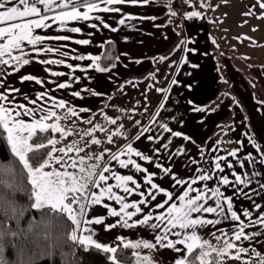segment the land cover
<instances>
[{
  "label": "snow or ice",
  "instance_id": "obj_1",
  "mask_svg": "<svg viewBox=\"0 0 264 264\" xmlns=\"http://www.w3.org/2000/svg\"><path fill=\"white\" fill-rule=\"evenodd\" d=\"M174 2L176 8L182 10L173 9L169 13L171 16L179 15L187 20L206 18L199 11L185 8L186 0ZM151 4L154 0H0V147L8 153L7 160L0 158V264H37L41 255L55 254L54 250L69 241L72 247L79 245L85 251L94 247L105 254H117L112 257L113 264H129L125 250L141 246L176 253L177 256L168 264H224L222 258L230 252L231 258L242 260V264H264V251L258 250L264 249L261 243L264 241V231L261 230L264 229V205L254 199L264 196V137L260 138L261 143L249 138L252 148L259 153V159L253 152L244 153L247 145L237 140L238 148L228 151L227 156L212 155L218 148H209L208 155L212 156L210 171L197 168V174L181 178L179 172L173 171L175 162H179L180 170L192 172L191 166L198 161L190 156V147L185 143L176 144L175 140L196 147L201 157L205 155V149L190 135L178 130L182 117L178 119L174 113L170 115L176 127L164 118L171 113V108L163 103L169 100L167 93L170 89L154 82L146 86L145 92L147 87H151L161 94L155 101L159 107L149 116L147 123L139 118L127 121L135 126L134 133L122 131L125 124H118L119 115L110 116L106 112L115 106L105 104L99 110L100 115L107 124L116 126V131L89 116L84 122L90 127L84 130L79 142L68 145L67 149L57 148L70 131L61 126L62 119L93 110L74 107L71 101L57 98L52 93L71 90L73 98L84 99L82 92L102 98L103 92L86 86L74 90V85L91 78L89 70L97 74L113 73L118 69L121 57L129 54H114L106 50V46L115 48L112 39L94 43L93 37L103 30L118 33L121 27L135 31L138 30L137 23L155 21V16H137L124 12L122 7ZM204 6L209 10L216 7L207 2ZM259 9L264 10V0ZM249 15L250 12L245 13L246 17ZM113 23L117 26L114 27ZM37 30L45 34H38ZM77 35L82 38H77ZM124 39L127 41L128 37ZM72 45L98 47L103 51L100 54L85 53ZM191 51L189 49V53ZM31 53L36 57H57L38 61L55 79L21 75L18 77L21 84L34 82L43 88L41 91L33 85L31 91L22 92L9 77L30 66L34 59ZM160 59L167 60L168 57ZM85 61L90 63H80ZM134 62L141 61L136 59ZM49 66L68 71L54 70ZM123 66L127 68V64ZM76 72L84 75H74ZM65 76L69 77L68 81H59L58 78ZM127 83L135 84L132 80ZM176 83L172 81V84ZM48 84L54 87L49 88ZM141 96L143 99L145 93ZM188 104H193V101L189 100ZM57 109H66L63 117ZM124 110L123 107L120 109ZM193 111L204 112L205 109L193 105ZM143 112H148L146 103L143 104ZM97 132L106 134L108 145L119 136H124L127 142L117 150L94 148L103 143L93 135ZM57 133L60 134L59 139L55 135ZM135 142H148L147 149L134 146ZM73 152L75 156L69 155ZM144 163L152 165L158 172L149 171ZM236 166L241 169L239 173ZM118 169L126 170L128 174H121ZM166 177L172 190L155 182ZM229 187L232 195L226 194ZM133 196L139 199L130 200ZM158 197L162 199L158 200ZM21 199L25 202L21 203ZM238 199L249 201L251 208L240 206L237 210L234 201ZM105 200L118 208L104 203ZM100 205L106 212L89 219V209L95 213L96 206ZM30 210L39 212L40 220L33 217L28 227L22 228L21 221ZM205 214L214 218H206ZM113 218L118 219L107 222ZM9 221L15 222L11 228L8 227ZM225 224L227 228L217 227ZM101 226L105 231L142 229L149 232L154 242L142 238L133 243L126 236L117 235L115 239L123 244L118 253L117 247L97 242ZM79 232L87 234L80 236ZM210 239L215 240V245ZM9 249L13 250L14 258L7 256ZM185 250L186 255H179ZM143 259L149 260L146 256Z\"/></svg>",
  "mask_w": 264,
  "mask_h": 264
},
{
  "label": "crops",
  "instance_id": "obj_2",
  "mask_svg": "<svg viewBox=\"0 0 264 264\" xmlns=\"http://www.w3.org/2000/svg\"><path fill=\"white\" fill-rule=\"evenodd\" d=\"M210 1V0H209ZM208 0H187V5L189 9L192 11H199L201 15L206 17L205 19H194L187 20L186 18L180 19L177 16L173 17L169 13L175 8L174 0H154V4L145 5V6H122L124 12L133 13L137 16L141 17H151L155 16L157 19L155 21L143 20L142 23H137L138 30H132L127 27H121V31L118 33H111L108 30H103L102 32H98L94 37V43L103 42L106 39H112L115 44L116 54L118 53H128V57H121V62H118V69L114 70L111 74H97L94 70H89V79H82L80 84L74 85V90H81L82 87H91L95 91L103 92V97H92L91 94H85L82 92V95L85 97L84 99L73 98L70 95L71 90H59L57 92H53L52 94L57 96V98H66L71 101L74 107H89L93 111L90 113H78L76 117L67 118V120L61 121V126L66 129H70L72 124L69 122L75 123L78 121L81 124H85V120L92 116L93 120L99 123L104 121L103 116L100 115V108L104 107L105 104L114 105V108L106 109L108 115L113 116V112H117L119 109L117 102L115 100H119L120 97L123 96L124 90L134 89L135 85H129L127 83L128 80H132L137 83L139 81L145 80L146 78H150L151 76H156L158 74L163 79L166 77V73L169 72L170 62H175V66L173 68V72H170L168 87L170 91L167 93L169 100L163 101L166 107L171 108V113L165 115V119L168 120L170 125L176 127L175 122L171 121L170 115L174 113L179 119L182 117V121L178 126V130L190 135L198 145L206 150L205 152L208 154V150L210 147L218 148V151L213 153L212 155H227L228 153L224 150L223 145L218 146L215 145L213 139L214 134L217 132V127L222 124H226V120L229 116H232L233 113V101L230 98L229 94L225 88L229 86L227 81L223 83V77L221 74V66L218 56L215 52L214 45V37H213V29L212 22L210 18V10L208 7H205V2L210 3ZM42 7V6H41ZM167 9V11H166ZM116 15V14H112ZM113 26L117 25L113 23ZM38 34H45L41 30H37ZM125 37H128V40L125 41ZM77 38H82L77 35ZM185 41H189L185 43ZM66 43V42H59ZM81 52H91L92 54H100L101 49L98 47H85V46H76ZM107 47V46H106ZM29 46L26 45V49ZM189 49H192L191 53H189ZM31 56L34 58L30 63V66L24 67L21 72L16 73L9 77V80L14 84L15 87L20 88L22 92H28L32 90V86L34 82H24L21 84L18 80V77L24 74H32L37 77H47L49 80L55 79L49 76L48 73L44 71V67L38 61L39 59L44 58H57L54 55H40L36 57L35 53H31ZM168 57L167 60H161L160 58ZM139 59L140 63H135L134 61ZM172 60V61H171ZM72 63H77L75 61H68ZM82 65H85L90 62H80ZM165 63V64H164ZM127 64V68L123 65ZM54 70H63L68 71L66 68L57 67V66H49ZM258 74L261 75V71H258ZM74 75L83 76L79 72L74 73ZM260 78V77H259ZM59 81L65 82L69 80V77H60ZM177 81L176 84H172V81ZM262 85L264 84V76H262ZM190 85V87H189ZM36 89L43 90L38 85H34ZM121 86H123V91L121 93ZM47 87L52 88L54 85L48 84ZM2 91V90H0ZM232 92V91H231ZM134 95V92H130ZM219 95H224L225 98L222 100L218 99ZM111 97V99H109ZM117 100V101H118ZM192 100L193 104H188V101ZM178 101V103H177ZM212 102V103H211ZM211 103L210 105H208ZM193 105L199 106L205 109L204 112H195L193 111ZM259 105V106H258ZM258 106L261 110L262 120L264 122V102L258 103ZM250 107V104L248 105ZM159 107L157 105L151 115L154 114L155 110ZM232 108V109H231ZM212 109H216L213 111ZM239 109V107H238ZM58 113L65 112L66 109L56 110ZM240 113L237 114V119L235 118L233 126L226 127V133H230V137L226 138L227 148L230 146H235L234 150L238 148L237 140L244 141L247 147L244 149V153L253 152L254 155L259 159V153L255 152L252 148L251 142L249 138H251L250 129L245 125V121L242 119V111L239 109ZM232 112V113H231ZM250 110V114H251ZM228 116V117H227ZM69 120V121H68ZM68 121V122H67ZM124 124L126 121L118 120ZM148 121V119H147ZM147 123V122H146ZM80 124V125H81ZM70 126V127H69ZM90 125H85V129L89 128ZM125 133L131 132L130 129H135V126L129 127L125 126ZM223 127V128H224ZM228 128V131H227ZM253 128L256 130V124L253 125ZM224 131V130H223ZM134 133V132H132ZM225 133V131H224ZM73 134L69 131V135ZM259 138L264 137V131H261ZM68 135V136H69ZM130 139V137H129ZM76 139L72 138L68 140L67 136L62 139V145L67 149V146L73 143H77ZM251 140H253L251 138ZM127 142L125 137L121 136L120 138H116L113 140V143L109 146L106 142V147H110L112 150H117L122 148L124 144ZM176 144L185 143L187 147L191 148L190 156L198 161L197 164L192 165L194 171L188 172L186 170H180L179 162H175V166L173 168L174 172H179L181 178H188L191 175L197 174L195 169L202 168L204 171H210V164L212 162V156L208 155L209 164L207 166L204 163L200 162L201 157L197 153L196 147H193L187 142L181 141L179 139L175 140ZM222 143V142H221ZM259 143V141L257 142ZM204 144V145H203ZM134 146H139L142 149H147L148 142H135ZM222 148V149H221ZM224 150V151H223ZM151 154V153H149ZM69 155L75 156L76 153H70ZM229 160H233L232 157H228ZM178 160V158H177ZM143 163V162H142ZM187 163V161H185ZM144 166L148 167L149 171H157V169L153 168L152 165L144 163ZM207 167V168H206ZM249 170V169H245ZM121 174H128L126 170L118 169ZM236 171L239 173L241 169L236 166ZM227 172V170H226ZM139 179V177H137ZM231 178V177H230ZM157 183H160L161 186L167 187L169 190H172L170 187V181L167 177L161 181L156 179ZM112 183V181H109ZM203 182H201L202 184ZM210 184L212 182H209ZM200 186V185H196ZM255 186V185H254ZM186 187V186H185ZM183 189H181L182 191ZM251 189H249L250 191ZM227 195H232V189L229 187L225 190ZM130 200L139 199L138 197H130ZM162 199V197H158V200ZM175 199V198H174ZM258 202L264 205V196H256L254 197ZM237 205V210L240 206L251 208V203L249 201H245L243 199H238L234 201ZM104 203H110L112 206L118 208V206L114 205L113 202L104 201ZM156 203V202H153ZM171 203V202H170ZM167 207V206H166ZM147 211V209H145ZM162 211V210H157ZM264 211V209H262ZM106 212L103 209L102 205L96 206V212L93 213L91 209H89V219H95L99 215H103ZM195 215V214H194ZM113 218L107 220L108 223L113 222ZM243 219V217H242ZM84 227H91V225H84ZM95 230V229H93ZM264 231V229H261ZM87 233L79 232L78 235L83 236ZM97 242L102 243L107 246L116 247L117 241L115 237L117 235H124L127 237L128 241L135 243L142 238H147L148 242H154L153 237L149 235V232L144 231L142 229H113L110 231H105L103 227L99 229ZM175 240L176 237H170ZM96 239V237H94ZM121 243V242H120ZM264 244V241H261ZM184 247V246H179ZM135 258L133 264H150V261L153 264H168V261L173 260L174 257L177 256L176 253L170 251L168 249H144L142 246L140 248H132ZM264 251V249H260ZM234 251V250H233ZM179 255H186V250ZM148 257L149 260H144L143 257ZM241 264V263H240Z\"/></svg>",
  "mask_w": 264,
  "mask_h": 264
},
{
  "label": "rangeland",
  "instance_id": "obj_3",
  "mask_svg": "<svg viewBox=\"0 0 264 264\" xmlns=\"http://www.w3.org/2000/svg\"><path fill=\"white\" fill-rule=\"evenodd\" d=\"M209 2L216 6L213 10H210L215 52L219 61L222 60L220 66L223 83H225V81L229 83V86L225 89L228 94L230 91L229 96L232 98L233 104L231 105H233L234 110L233 113L231 112L232 116H227L226 124L217 127V132L214 134L213 139H215L214 143L216 146H218V143L219 145H223L225 147L224 150L228 153V151L234 150L235 146L229 145L230 149L227 148L228 144L226 145V138L230 137V133H226V127H224V125L228 127L233 126L235 118L237 119V114L240 113L239 109L242 111V119L245 121V125L250 129L251 138L261 143L257 131L258 133L264 131V122L262 120V114L260 113L261 110L258 107V103L264 102V84L262 85L261 80L262 76H264V18H261L264 17V10L259 9V4L262 0H210ZM247 12H250L251 15L246 17L245 13ZM258 12L259 14H257ZM169 64V72L166 73L164 79L156 74V76H151L138 83L137 80L135 82L136 85L134 84V89L124 90L123 96L120 97L119 100L117 99L118 101L115 100L119 109L117 112H113V116L118 114L119 119L126 121L124 124L129 127H131V125H129L127 121L133 118H139L143 123H146L147 119L158 105L155 101L161 97V94L154 92L151 87H147V91L145 92L146 86L153 85L155 82L157 86L168 87V77L170 72H173L175 62H170ZM259 70L261 71V75L258 74ZM130 92H134V95ZM141 93H145L143 99ZM136 101H141V103L137 104ZM144 103L148 106L147 113L143 112ZM249 104L250 107L248 106ZM122 107L125 109L124 111H120ZM133 108L136 109L135 112L132 111ZM250 110L252 111L251 114ZM120 123L119 121V124ZM69 124H72L70 131L73 134L67 136L68 140L74 138L76 142H79L80 136L83 135L85 125L87 124H81L79 126L72 122H69ZM102 124H105L111 131L117 130L116 126L107 124L106 121H103ZM254 124H256L257 131L253 128ZM65 126L66 125H64V127ZM125 129L126 127L122 129V131H125ZM130 131L135 132L136 129L131 128ZM93 135L103 142L100 146H93L94 148L106 147L107 140L105 133L97 132ZM120 137L121 136L114 137V140ZM87 139L90 140L91 137ZM62 144L61 141V143L57 145V148L63 147ZM206 147L205 145V150ZM262 147H264V144H262ZM200 162L204 163L205 166L209 164L208 154L206 152L205 155L201 157ZM205 215L206 218H214L211 214ZM217 227L227 228L228 225L225 224ZM214 230L215 229H213V231ZM210 242L214 245L216 243L214 239H210ZM231 257L232 252L226 254L225 257L222 258L224 264H242V260L237 261ZM252 259H255V257H252Z\"/></svg>",
  "mask_w": 264,
  "mask_h": 264
},
{
  "label": "trees",
  "instance_id": "obj_4",
  "mask_svg": "<svg viewBox=\"0 0 264 264\" xmlns=\"http://www.w3.org/2000/svg\"><path fill=\"white\" fill-rule=\"evenodd\" d=\"M186 5H187V0H186ZM187 8L189 9L188 5ZM106 50L113 51L114 54H116V50L112 46H107ZM225 97L224 95H219L217 97V100L218 99L222 100ZM211 103H209L208 105H210ZM58 114L63 117L64 112L61 111ZM75 124L79 126L81 123L78 121V123L75 122ZM55 135L58 139L60 138V134L57 133ZM0 158H3L4 160L8 159V153L2 147H0ZM20 202L23 203L25 201L21 199ZM33 217H35V219L39 221L40 213L37 212L36 210H30L29 213L25 214L24 219L21 221V227L26 229L28 227V224L32 221ZM14 223H15L14 221H9L8 227L11 228L14 225ZM116 247L119 253V250L123 247V244L118 242ZM54 252L55 254L41 255L37 261V264H113L112 257L114 255H117V254H105L102 250H96L94 247H91L87 251H85L79 245L72 247V242L70 241L67 245H64L60 249L54 250ZM124 255L128 259L129 264H133L135 258L133 249L132 248L126 249ZM7 256L9 258H14L13 250L9 249L7 251Z\"/></svg>",
  "mask_w": 264,
  "mask_h": 264
},
{
  "label": "built area",
  "instance_id": "obj_5",
  "mask_svg": "<svg viewBox=\"0 0 264 264\" xmlns=\"http://www.w3.org/2000/svg\"><path fill=\"white\" fill-rule=\"evenodd\" d=\"M174 4H175V8H176V2H175ZM185 8H187V5H186V4H185ZM187 9H188V8H187ZM176 10H177V11H181L182 9H177V8H176ZM178 17H179L180 19H182L181 16L178 15Z\"/></svg>",
  "mask_w": 264,
  "mask_h": 264
}]
</instances>
